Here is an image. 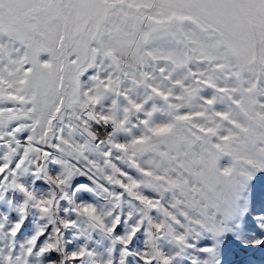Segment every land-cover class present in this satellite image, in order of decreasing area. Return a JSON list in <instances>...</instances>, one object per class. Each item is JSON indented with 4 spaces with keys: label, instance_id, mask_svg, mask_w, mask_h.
I'll list each match as a JSON object with an SVG mask.
<instances>
[{
    "label": "snow or ice",
    "instance_id": "obj_1",
    "mask_svg": "<svg viewBox=\"0 0 264 264\" xmlns=\"http://www.w3.org/2000/svg\"><path fill=\"white\" fill-rule=\"evenodd\" d=\"M0 264H264V0H0Z\"/></svg>",
    "mask_w": 264,
    "mask_h": 264
},
{
    "label": "rangeland",
    "instance_id": "obj_2",
    "mask_svg": "<svg viewBox=\"0 0 264 264\" xmlns=\"http://www.w3.org/2000/svg\"><path fill=\"white\" fill-rule=\"evenodd\" d=\"M259 256H260V254L257 253V254H256V258L258 259ZM229 259H230V260H235L236 258H235V257H229ZM239 259H240V260H243V259H245V257H244L243 255H241V257H240Z\"/></svg>",
    "mask_w": 264,
    "mask_h": 264
}]
</instances>
